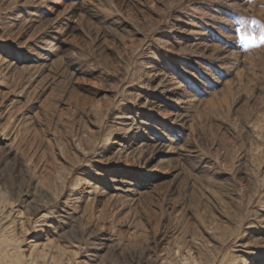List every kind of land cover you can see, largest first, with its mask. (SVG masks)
<instances>
[{"label":"rangeland","instance_id":"obj_1","mask_svg":"<svg viewBox=\"0 0 264 264\" xmlns=\"http://www.w3.org/2000/svg\"><path fill=\"white\" fill-rule=\"evenodd\" d=\"M264 0H0V264H264Z\"/></svg>","mask_w":264,"mask_h":264},{"label":"snow or ice","instance_id":"obj_2","mask_svg":"<svg viewBox=\"0 0 264 264\" xmlns=\"http://www.w3.org/2000/svg\"><path fill=\"white\" fill-rule=\"evenodd\" d=\"M262 42H264V41H262Z\"/></svg>","mask_w":264,"mask_h":264}]
</instances>
